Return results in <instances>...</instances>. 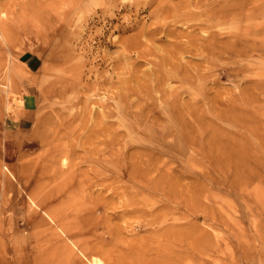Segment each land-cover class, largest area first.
<instances>
[{
    "label": "rangeland",
    "instance_id": "rangeland-1",
    "mask_svg": "<svg viewBox=\"0 0 264 264\" xmlns=\"http://www.w3.org/2000/svg\"><path fill=\"white\" fill-rule=\"evenodd\" d=\"M263 22L264 0H0V264H264ZM164 94L218 135H170Z\"/></svg>",
    "mask_w": 264,
    "mask_h": 264
},
{
    "label": "bare ground",
    "instance_id": "bare-ground-1",
    "mask_svg": "<svg viewBox=\"0 0 264 264\" xmlns=\"http://www.w3.org/2000/svg\"><path fill=\"white\" fill-rule=\"evenodd\" d=\"M239 1H241V0H239ZM245 3V2H244ZM242 4V3H241ZM239 9H242V8H239ZM243 10V9H242ZM158 11V10H157ZM225 11H227V10H225ZM229 11V10H228ZM231 11V10H230ZM233 11V10H232ZM189 12V3H187V2H183V4L181 5V6H177V7H170V6H164L163 5V7H161V14L162 15H157V18L158 19H160V21H165V23H166V21H168L169 19H175V17H177V18H179L180 20V22L182 23V22H184V21H186V20H188L189 19V16H190V14L188 13ZM238 13H239V11H238ZM234 14H237L236 13V11H234V13H230V12H221L220 10H214L213 11V17L210 19V21H209V23H210V25H205L204 24V26L205 27H199V29H202V30H204V32L205 33H208L207 31H208V29H214V28H217V27H219V24H220V22H221V20H223L224 18H226V17H228V16H230V15H234ZM238 16V15H237ZM231 19V18H230ZM226 20V19H225ZM225 20H223V21H225ZM228 20V19H227ZM178 21V20H177ZM177 21H175V22H177ZM174 22V21H173ZM179 23V22H178ZM168 24V23H167ZM167 24H161V23H159V24H157V26H156V28H154L153 29V31L152 32H154V33H161V32H163L164 30H165V26L167 25ZM165 27V28H164ZM262 27H264V22H263V25H262ZM261 28V27H260ZM254 31V30H253ZM252 31V32H253ZM171 32V31H170ZM251 32V31H250ZM168 33H169V31H168ZM203 33V32H202ZM204 33V34H205ZM251 34V33H250ZM168 35V34H167ZM170 35V34H169ZM165 36V35H164ZM209 36V35H208ZM169 37V36H168ZM210 37H212V44H211V48L210 49H207V48H205L204 46H202V44H203V42H206V41H208L207 39H208V37H206L205 35H204V37L202 36V39H200V38H197V40H198V42L199 41H202V42H199V43H201V45H199V44H197V45H195L194 46V48H196L197 50H199L200 48H202V49H207V51H211V52H213L214 54H217L218 56H221V55H223V54H230V55H235V57H238V58H243V57H246V58H248V59H250L251 57H253V55H252V52L253 51H255V53H256V49L258 48H256V44H254V43H252L251 41H249V40H246L245 41V43H244V45H242V47H238L239 45H238V43H235L236 45H238L237 47L236 46H231V47H225L224 49L223 48H221L218 44L220 43V34L218 35V34H211L210 35ZM209 37V38H210ZM241 39L239 40V42L241 41H243L244 40V37H240ZM194 41V40H193ZM196 42V41H195ZM197 42V43H198ZM138 44V43H137ZM141 43H139V46L141 47V45H140ZM221 44V46H222V43H220ZM234 44V45H235ZM240 44V43H239ZM193 45H194V43H193ZM205 45V44H204ZM230 45V44H229ZM129 46V45H128ZM192 46V43H190V47ZM262 47H264V46H262ZM126 48V47H125ZM140 48H137V46L136 45H130L129 47H128V49L127 50H125V52H135V54L136 55H138V56H140V55H142L141 54V52H139L138 50H139ZM259 49V48H258ZM196 50V51H197ZM201 50V49H200ZM142 51V50H141ZM262 55H264V51H262ZM143 57V56H142ZM166 63H168V61L167 60H164ZM165 63V65H163L161 68H159V70L154 74V77H152L153 79H152V82L156 85H158V86H162V85H164L166 82H168L169 80H170V78H171V76L172 75H174V74H176L177 72H178V69L179 68H177V65H175V64H172V63H168V64H166ZM167 66H170V69H167ZM62 71H65V70H62ZM68 71V70H67ZM61 72V71H60ZM66 72V71H65ZM71 73V72H70ZM64 76H66V75H64ZM153 76V75H152ZM64 78V77H63ZM66 78V77H65ZM61 79V78H60ZM150 79H151V77H150ZM65 82V81H64ZM67 83V82H66ZM60 84V83H59ZM58 84V85H59ZM62 84V83H61ZM109 84V83H108ZM57 86V85H56ZM64 86V85H63ZM62 86V87H63ZM61 89V88H60ZM60 91V90H59ZM63 91V90H62ZM62 93V92H61ZM164 93V92H163ZM262 93V92H261ZM127 95V94H126ZM166 95L164 94V96L162 97V100H164V101H167L166 100V97H165ZM64 97V96H63ZM172 97H175V96H173V93H172ZM218 97V96H217ZM171 98V97H170ZM169 98V99H170ZM125 100L126 99H128L127 97L126 98H124ZM172 99V98H171ZM171 99L170 100H168V101H170L171 103H170V120H171V124H170V127H169V129L167 130V132L170 134V135H173V134H176V135H182L183 137H186L187 139H189V140H191V139H196L198 136L199 137H201L202 139H204V138H206V137H216L217 135H218V133H219V130H220V126H219V124L217 123L218 121L220 122L221 120H222V118H223V114L221 113V112H219L218 111V109H216L215 111H216V113L214 114V117H213V119H207L206 117H204L203 116V114L201 113V110H200V106L196 103V104H193V105H184L183 107V109L181 110L179 107H178V104H177V102H175V101H178V99L177 100H174V102H172L171 101ZM216 100L217 99H219V98H215ZM128 100H130V99H128ZM128 100H127V102H128ZM160 100H161V97H160ZM121 101V100H120ZM121 103V102H120ZM178 103H180L179 101H178ZM209 103V104H208ZM207 104L208 105H210V104H212L211 102H208ZM214 103H215V101H214ZM217 103V102H216ZM215 103V105H217ZM131 104H133V103H131ZM182 104L180 103V105L179 106H181ZM132 106H134V104L132 105ZM127 107H129V106H127ZM216 107V106H215ZM111 109V108H110ZM128 109V108H127ZM126 109V110H127ZM130 109V108H129ZM131 110H133V107H132V109ZM149 110V109H148ZM147 110V111H148ZM136 111V110H135ZM184 111H186V113H187V115H188V117L190 118L189 119V122H188V120L186 121V115H185V113H184ZM132 112V111H131ZM127 113V112H126ZM144 113H145V111H144ZM149 113V112H148ZM155 113V112H154ZM128 114V113H127ZM146 114V113H145ZM144 114V115H145ZM151 114V113H150ZM156 114V113H155ZM104 115H106L105 113H104ZM123 115H125V114H123ZM136 115V114H135ZM134 115V116H135ZM152 115V114H151ZM132 116V115H131ZM134 116H133V118H134ZM225 116V115H224ZM120 117V116H119ZM125 117V116H124ZM141 117V116H140ZM144 117V116H143ZM150 117V116H149ZM152 118V117H151ZM155 118V120H156V123H159L160 122V119H159V117L157 116V117H154L153 116V119ZM226 118H229V117H227L226 116ZM146 119H147V117H146ZM150 120V119H149ZM162 121L161 122H163L164 121V119L162 118L161 119ZM190 120H191V122H190ZM147 121V120H146ZM193 121V122H192ZM148 122V121H147ZM155 122V121H154ZM193 123H194V125H193ZM140 124V123H139ZM210 124V125H209ZM54 125V124H53ZM205 126H208V128L209 127H211V130H207L206 128H205ZM67 128V127H66ZM65 128V129H66ZM138 129V128H137ZM56 131V130H55ZM58 131V130H57ZM64 131V130H63ZM138 131V130H137ZM170 131V132H169ZM58 133H61V132H58ZM136 133V132H135ZM121 134V133H120ZM120 134L118 135L119 137H120ZM57 135V134H56ZM58 135H61V134H58ZM75 135V134H74ZM165 135H167V134H165ZM60 137V136H59ZM51 138V137H50ZM55 138V137H54ZM198 139V138H197ZM207 139V138H206ZM215 139V138H214ZM61 140V139H60ZM63 140H66V139H63ZM62 140V141H63ZM68 141V140H67ZM107 147V146H106ZM65 148V147H64ZM242 149V148H241ZM62 150V149H61ZM93 151V150H92ZM143 151V150H142ZM243 151V150H242ZM67 152V151H66ZM61 153V152H60ZM228 154H229V152H228ZM136 161V160H135ZM144 162V161H143ZM150 165H152V164H150ZM220 167H222L221 165H220ZM154 168V167H153ZM132 170V169H131ZM145 170H146V168H145ZM143 171V170H142ZM132 173V172H131ZM131 173H130V175H131ZM143 173V172H142ZM144 174V173H143ZM147 174V173H146ZM142 175V174H141ZM132 176V175H131ZM134 176H135V174H134ZM127 179V178H126ZM125 179V180H126ZM160 182V181H159ZM128 183V182H127ZM155 183V182H154ZM119 184V183H118ZM156 184V183H155ZM155 184H153L155 187H156V185ZM238 184V183H237ZM157 185H158V183H157ZM236 186V185H235ZM234 186V187H235ZM240 186V185H239ZM241 187V186H240ZM114 188V187H113ZM121 187H119V189H120ZM152 188V187H151ZM133 189H138V188H136V187H133ZM156 189V188H155ZM116 190H118V189H116ZM121 191V190H120ZM150 191V190H149ZM155 191V190H154ZM156 193V192H155ZM91 264H102V262L98 259V258H93L92 260H91Z\"/></svg>",
    "mask_w": 264,
    "mask_h": 264
}]
</instances>
